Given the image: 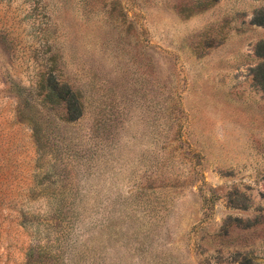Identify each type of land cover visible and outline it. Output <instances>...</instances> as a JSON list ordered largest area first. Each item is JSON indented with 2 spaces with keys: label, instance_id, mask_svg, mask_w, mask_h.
Here are the masks:
<instances>
[{
  "label": "rangeland",
  "instance_id": "rangeland-1",
  "mask_svg": "<svg viewBox=\"0 0 264 264\" xmlns=\"http://www.w3.org/2000/svg\"><path fill=\"white\" fill-rule=\"evenodd\" d=\"M258 17L0 0V264H264Z\"/></svg>",
  "mask_w": 264,
  "mask_h": 264
},
{
  "label": "trees",
  "instance_id": "trees-1",
  "mask_svg": "<svg viewBox=\"0 0 264 264\" xmlns=\"http://www.w3.org/2000/svg\"><path fill=\"white\" fill-rule=\"evenodd\" d=\"M257 22L260 24H263L264 19L261 17L260 18L258 17ZM256 49H257L259 55H264V41L259 42L256 45ZM254 78L258 82V84H260L264 88V63L260 64L256 67L255 73H254ZM58 87H59L58 84L55 83L51 89L52 92H50L49 96L50 97H53V96L60 97L59 99H63L65 101H68L71 105V100L69 99V97H67V95H68V93H70V91L69 90L65 91V93H67L66 95L62 94V92H55L54 90H57ZM53 93H55V94H53ZM68 112H69V108H68ZM79 115H80V111L78 110V107L75 106V111H73L69 117L74 118V117L79 116Z\"/></svg>",
  "mask_w": 264,
  "mask_h": 264
}]
</instances>
